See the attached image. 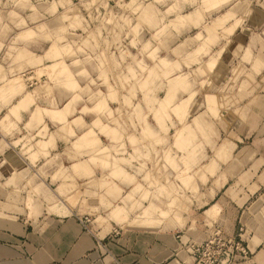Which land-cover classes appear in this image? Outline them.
<instances>
[{"label":"clouds","instance_id":"1","mask_svg":"<svg viewBox=\"0 0 264 264\" xmlns=\"http://www.w3.org/2000/svg\"><path fill=\"white\" fill-rule=\"evenodd\" d=\"M253 4L264 9V0H0V111L11 118L0 121L9 173L0 171V219L91 201L96 226L122 239L146 234L163 246L175 231L211 229L188 193L205 150L222 135L239 140L223 116L264 150V25H249ZM69 174L79 184L46 195ZM232 199L243 206L244 196Z\"/></svg>","mask_w":264,"mask_h":264},{"label":"crops","instance_id":"2","mask_svg":"<svg viewBox=\"0 0 264 264\" xmlns=\"http://www.w3.org/2000/svg\"><path fill=\"white\" fill-rule=\"evenodd\" d=\"M249 25H264V9L252 10ZM247 35L240 39L246 40ZM22 99L18 97L14 104ZM22 116L30 119L26 113ZM6 118L11 119L8 110L0 111V121ZM223 119L230 125L229 131L239 134V140L222 135L216 151L206 149L205 159L199 163L203 179L193 178L197 181L199 206L194 204L192 208L213 224L211 229L205 227L187 234L175 231L171 240L161 246L146 234L122 239V232L117 234L106 227H97L104 222L87 207L91 201H85V206L73 202L71 208L52 205L50 212L36 218L28 213L26 216L18 214L12 223L0 219V264H192L194 260L186 244L208 238L217 228L229 237H240L250 253L248 259L231 264H264V242L255 244L249 239L250 234L253 237L264 235V150L253 151L250 145L254 137L239 133L241 125L232 113L225 114ZM188 143L189 139H183L182 148ZM63 147L59 145L60 150ZM8 155L17 167L24 163L15 152ZM220 158L228 162L220 163ZM64 166H68L67 162ZM0 171L9 174L7 170ZM69 181L79 184L69 174L67 181L48 182L51 191L46 195L58 198L56 189L65 187ZM240 196H244L240 201L242 207L232 199ZM7 205L8 193L0 190V209ZM85 215L93 218L88 228L81 221Z\"/></svg>","mask_w":264,"mask_h":264},{"label":"built area","instance_id":"3","mask_svg":"<svg viewBox=\"0 0 264 264\" xmlns=\"http://www.w3.org/2000/svg\"><path fill=\"white\" fill-rule=\"evenodd\" d=\"M81 221L88 228L89 218ZM186 247L193 257L192 264H231L235 260L248 259L250 256L240 237H229L219 228L202 241H189Z\"/></svg>","mask_w":264,"mask_h":264},{"label":"rangeland","instance_id":"4","mask_svg":"<svg viewBox=\"0 0 264 264\" xmlns=\"http://www.w3.org/2000/svg\"><path fill=\"white\" fill-rule=\"evenodd\" d=\"M258 7H259L258 5L253 4V9H256ZM42 47L45 48V49H47L48 47H50V45L49 44H43ZM173 135H176V132L175 131L173 132ZM183 139H189L190 140V137L186 133L181 134V135L178 136V139L176 141V143L178 144L177 151H179V149L182 148L181 142H182ZM192 185H193V191H191L190 194H188V195H189V197H192L193 198V200L191 201L192 207H193L194 204H195V206L197 204L196 203V199H195L197 197V194H196V191H197V181L195 179L192 180ZM193 210L195 211L196 215H197V213H199L198 210H195V209H193ZM152 212H153L152 209H147L146 210V214L149 215V216H151ZM84 218H89V220H90V222H88L87 225H89V224L92 223V219L93 218H92L91 215H85V216L82 217V219L84 220ZM99 220H103L102 217ZM102 222H104V221H102ZM114 232L117 233L116 231H114Z\"/></svg>","mask_w":264,"mask_h":264}]
</instances>
